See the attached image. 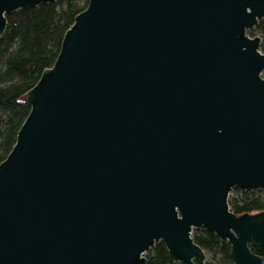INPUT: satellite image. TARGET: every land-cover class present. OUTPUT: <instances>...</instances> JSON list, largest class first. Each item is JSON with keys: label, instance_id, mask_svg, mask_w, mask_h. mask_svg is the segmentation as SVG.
<instances>
[{"label": "water", "instance_id": "water-1", "mask_svg": "<svg viewBox=\"0 0 264 264\" xmlns=\"http://www.w3.org/2000/svg\"><path fill=\"white\" fill-rule=\"evenodd\" d=\"M56 0H0L5 14ZM264 0H88L0 162V264H202L204 228L264 264Z\"/></svg>", "mask_w": 264, "mask_h": 264}, {"label": "trees", "instance_id": "trees-1", "mask_svg": "<svg viewBox=\"0 0 264 264\" xmlns=\"http://www.w3.org/2000/svg\"><path fill=\"white\" fill-rule=\"evenodd\" d=\"M87 3L88 0H56L35 9L23 7L5 14L6 27L0 36V162L14 145L17 132L29 113L27 92L42 71L53 65L65 31ZM247 34L260 37V50L264 52V18ZM231 191L233 195L228 196V205L236 215L264 210V189L233 187ZM192 239L212 256L202 264H235L229 243L222 242L214 233L193 228ZM249 247L254 254L264 255V246L259 243L250 241ZM144 256L145 264H184L170 260L163 241L156 242Z\"/></svg>", "mask_w": 264, "mask_h": 264}, {"label": "rangeland", "instance_id": "rangeland-1", "mask_svg": "<svg viewBox=\"0 0 264 264\" xmlns=\"http://www.w3.org/2000/svg\"><path fill=\"white\" fill-rule=\"evenodd\" d=\"M229 195L230 196L233 195V192L231 191ZM211 257H212L211 254L209 252L205 251L204 263L210 261Z\"/></svg>", "mask_w": 264, "mask_h": 264}]
</instances>
